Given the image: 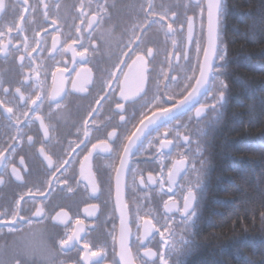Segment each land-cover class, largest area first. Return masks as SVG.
I'll return each mask as SVG.
<instances>
[{
	"label": "snow or ice",
	"instance_id": "6c2138e0",
	"mask_svg": "<svg viewBox=\"0 0 264 264\" xmlns=\"http://www.w3.org/2000/svg\"><path fill=\"white\" fill-rule=\"evenodd\" d=\"M123 6L134 11L139 18L130 27L116 29L111 24L110 13L118 5L110 4L108 0H77L71 5L70 25L60 18L62 5L59 2L49 4L46 0H37L33 4L30 0H0V17L5 18L0 26V54L6 60L18 58L20 76L14 86H5L4 81L0 80V120L6 121V127L11 129L6 140L0 139V186L19 182L24 189L7 207L0 205V225H5L8 232L22 231L13 225L18 220H25V215L21 214L22 204L31 203L32 216L53 221V227L62 226L63 232V235H54L51 245L45 243L41 249L30 241L22 240L14 249V257L0 260V264H35L32 257L37 255L42 257L44 264H69L56 259L58 253L67 254L68 249L78 255L71 264H105V246L92 242V230L85 222L87 217L99 212L100 205L89 203L83 208L85 219H81L79 214L69 216L63 208L59 211L53 208L47 212L45 204L57 188L74 193L82 186L86 192L90 189L89 199L96 197L101 191L100 185L95 179V172L87 168V163L94 156H102L111 162L109 168L112 176L108 181L107 194L109 198L113 195L114 179L115 205L120 208L121 260L124 264H136V261L127 258L131 255L127 245L131 229L128 225V204L121 199V195L123 189L127 188L130 198L135 200L139 188H150L157 183L151 174L146 181L142 170L134 163L139 155L147 151L141 143L142 137L150 127L156 126L157 132L162 127L164 135L158 137L161 156L171 155L180 149L190 152V137L182 135L187 132V125L169 128V122L180 120L193 109L197 117L203 115L206 108L221 115L228 89V84L222 78L227 57L223 41L225 5L222 0H176L173 5H157L153 0H145ZM9 14L10 21L7 19ZM37 16L42 19V24L35 23ZM117 31H120L119 37L116 36ZM153 31L162 34L166 46L160 65H157L158 44L149 37ZM169 44L170 48L167 47ZM68 53H71L73 65H87L91 57L100 56L107 66L100 67L95 81L91 78V68L82 67L80 72L75 73L76 81L80 80L81 72L88 74L85 83L92 85L94 95L81 126L76 129V139L65 140L66 146L60 147V142L50 136V131H55L54 122L61 115L53 109H60L71 94L65 91L63 80L58 83V74L68 72L66 65L61 66L63 57ZM45 54L53 62L52 67L45 63ZM150 77L151 87L146 91ZM132 84L135 85L134 90H130ZM72 89L89 92L86 86L77 87L75 81ZM169 101L173 103L169 105ZM46 104L47 112L44 111ZM106 105L114 107L110 112H105ZM137 105L139 112L133 110ZM157 107L162 109L163 114L155 120L149 118L145 123L147 112H154ZM114 118L118 122L107 131ZM89 121L94 128L89 127ZM35 123L42 129L40 139H34L26 131ZM93 131H106V135L93 138ZM169 131L174 133L171 137L168 136ZM25 144L28 149L35 150L45 164V179L32 186L25 178V173H28L23 154ZM153 146L154 142L148 141V147ZM260 146L264 148V141ZM57 147H60V154L55 151ZM201 151L197 143V153ZM188 152H179L182 158L174 161L168 171L167 178L171 183H175L181 172H184V177L188 176L185 171ZM200 163V169H196L194 163L191 166L198 178L196 184L187 189L182 206L175 199L164 203L166 212L180 214L182 223L192 237H181L182 246L178 247L173 242L174 236L167 222L161 226L164 229L161 231L145 218L151 214V209L142 213L137 204L134 211L137 227H141L139 221L143 225H151L150 228L144 227L143 236L138 234L137 241L142 244L149 236L154 240L155 233L162 241L156 251L144 245L147 250L142 257H138L139 264H185L181 257L194 250L195 234L192 229L195 227L198 199L203 196L200 177L207 161L201 160ZM77 165L79 172L69 177L67 173ZM61 185L66 187L62 188ZM158 186L163 189L162 183ZM195 188L201 191L198 193ZM168 191L171 192L172 188L169 187ZM25 197L30 199L26 200ZM37 197L44 200L38 201ZM31 225L29 217L26 226L31 229Z\"/></svg>",
	"mask_w": 264,
	"mask_h": 264
},
{
	"label": "flooded vegetation",
	"instance_id": "af4514ba",
	"mask_svg": "<svg viewBox=\"0 0 264 264\" xmlns=\"http://www.w3.org/2000/svg\"><path fill=\"white\" fill-rule=\"evenodd\" d=\"M36 2L37 0H30V3L34 4ZM46 2L49 4L56 2L61 3L62 7L60 9V18L68 25L71 24L70 17L73 11L71 5L76 3L77 0H46ZM108 2L110 4L116 3L118 5V7L113 9L110 13L112 16V26H114L116 29H123L125 26L130 27L133 21L139 18L134 11L125 8L123 5L130 3H143L145 0H108ZM153 3L157 5H173L176 3V0H153ZM189 14L191 15L192 13ZM7 19L9 21L11 20V14H9ZM4 22L5 18L0 17V26H2ZM35 23L42 24L43 21L39 16H37ZM116 36H120V31L116 32ZM149 37L158 44L157 65H160L164 60L166 48L165 44L163 43V36L161 33L153 31L149 33ZM76 47L79 48L78 45ZM167 47L170 48V44ZM189 54L191 56V50ZM90 59L91 62L87 65H73L71 53H68L63 57V64L61 66L66 65L68 72L62 75L58 74V83L59 81L63 80L65 91L71 94L68 96L67 101L60 109H53L54 112H60L61 115L58 117L57 121L54 122L53 126L55 131H50V136L55 137V139L60 142V147L66 146L64 144L65 140L76 139V129L81 126L87 111V107L94 95V93L91 91L92 85H86L85 83V81L88 79V74L86 72H81L80 80L76 81L75 73L80 72L82 67L91 68V78L95 81L99 75L100 67L107 66L106 63L101 60L100 56L91 57ZM97 61H99V63H97ZM45 63L49 67H52L53 62L47 59V54H45ZM25 71H27V69H25ZM158 72L159 69L157 68V74ZM19 79L18 58H8L6 60L5 57L0 54V80L4 81L5 86H14ZM74 81L77 83V87H88L89 92L85 93L74 91L72 89V83ZM134 87V84L130 85V90H134ZM149 87H151V77L149 85L145 86V90L147 91ZM172 103V101L168 102L169 105ZM112 107H114V105H106L105 112H110ZM197 107H199V105H197ZM126 110H128V105H126ZM133 110L139 112V105L135 106ZM44 111H48L47 104L44 107ZM160 113H162V109L159 107H157L154 112H147V116L144 117L145 123L149 120V118H157L161 116ZM217 117L218 115L213 113L210 108H206L204 114L200 117L196 116V110L193 109L191 112L181 117L180 120L169 122V128H172L173 126L179 127L182 124L187 125V132L182 133V135H188L190 137L191 143L190 152L185 149L179 150V152H188V165L185 168V171L188 172V176L184 177V172H181L176 177L174 184L168 180L167 173L172 168L173 162L181 159L182 157L179 155V152H173L171 155H160L158 137L164 135V129L161 127L159 132H157V127L152 126L149 128V131L145 133V136L142 137L141 143L144 145V148L147 149V151L142 155H139L134 163L142 170L146 181L147 176L151 174L157 179V183L151 185L150 188H139L135 200L130 198V191L127 188L123 189L121 195V199L128 204V225L131 229V235L127 240V245L131 250V255L127 258L136 261V264H139L138 257H142L144 251L147 250L144 245H148V247H151L153 251H156L162 244L158 233L154 234V240L152 236H149L143 241L142 244L137 241L138 234L143 236L144 227H151V225H143L142 221H139L141 227H137V221L134 218V211L137 207V204H139L142 213H147L148 210L151 209V214L147 215L145 218L150 220L152 224H155L156 227L161 228V231L164 230L161 226L167 222L174 236L173 242L176 243L178 247L182 246L181 237L187 234L188 230L182 223L180 214L175 212H166L164 203L169 199H175L182 206L183 196L187 194V189L189 187H193L196 184L198 178L197 172L192 169L191 166L194 163L196 165V169H200L201 160L207 161V165L203 169V175L200 177L201 184L204 186V176L209 172L210 168V140L208 139V135L212 124ZM117 122L118 121L114 118L107 131H110L112 126H115ZM6 124V121L0 120V139L6 140L7 133L11 132V129L7 128ZM139 126L140 125L137 122V127ZM21 127L23 128V125H21ZM89 127L94 128L91 121H89ZM26 131L33 135L34 139L42 138V129L39 128L38 123L33 124L31 129H26ZM119 134L120 131L118 130V135ZM173 134V132L169 131L168 136L171 137ZM80 135L82 136V133H80ZM104 135H106V131L92 132L93 138L95 136ZM150 140L154 142V146L152 148L148 147V141ZM197 143L200 144L202 149L199 154L197 153ZM23 147V154L25 155L26 164L28 165V173H25L26 182L29 186L39 184L45 179V164L42 162V157H39L35 150L28 149L27 144H25ZM60 147L55 149L58 154H60ZM77 151H79V149ZM168 151L169 150H165V152ZM73 155L75 154L73 153ZM110 163L111 162L109 160L103 158L102 156H94L87 163L88 170L95 172V179L100 185L101 191L96 197L89 199L90 189L86 192L82 186L74 193H67L66 191H61L60 188H57L52 192L51 198L45 201V204L47 212H51L53 208H55L56 211H59L60 208H63L69 213V216L75 217L77 214H79V218L81 219H85L83 213L84 207H86L89 203L99 204V212H97L96 215L87 217L85 219L88 228L92 230L90 239L94 244H101L105 246V264H124V262L121 260V246L119 236L120 208L115 205L114 179L112 181L113 195L111 198H109L107 194L108 181L110 176H112L109 168ZM78 172L79 166L77 165L74 168H71L67 175L69 177H73L76 176ZM161 183L163 185L162 190L158 186ZM61 187L63 188L66 186L61 185ZM169 187L172 188L171 192L168 191ZM23 190L24 189L20 187L19 182H13L5 186H0V205L7 207L9 204H11L14 198H18V195ZM194 190H196L198 193L201 191L200 188H195ZM25 199L28 200L30 198L25 197ZM36 199L38 201L44 200L43 197H37ZM32 207L33 206L31 203L22 204L21 214L25 215V220H18L16 224L13 225L14 228L22 229V231L8 232L5 225H0V260H11L15 255L14 249L21 243L22 240L30 241L37 249H41L45 243L51 245L54 235H63L62 226L57 225L56 227H53V221L47 218L32 216ZM29 217H31L32 220L31 229L26 226V221ZM168 217H171V219H168ZM113 237H115V239ZM58 246L59 245L57 244L56 247ZM66 251L67 254L58 253L56 259L65 260L71 264V261L78 258V255L71 249ZM32 259L35 261V264H44V260L39 255L32 257Z\"/></svg>",
	"mask_w": 264,
	"mask_h": 264
},
{
	"label": "trees",
	"instance_id": "16d2710c",
	"mask_svg": "<svg viewBox=\"0 0 264 264\" xmlns=\"http://www.w3.org/2000/svg\"><path fill=\"white\" fill-rule=\"evenodd\" d=\"M226 103L185 264H264V0H224ZM191 239L189 232L183 236Z\"/></svg>",
	"mask_w": 264,
	"mask_h": 264
},
{
	"label": "water",
	"instance_id": "95a60500",
	"mask_svg": "<svg viewBox=\"0 0 264 264\" xmlns=\"http://www.w3.org/2000/svg\"><path fill=\"white\" fill-rule=\"evenodd\" d=\"M222 2L224 3V0H222ZM162 114H163V113H160V115H162ZM155 118H156V117H154V118H150V119L155 120ZM146 123H148V121H147Z\"/></svg>",
	"mask_w": 264,
	"mask_h": 264
}]
</instances>
